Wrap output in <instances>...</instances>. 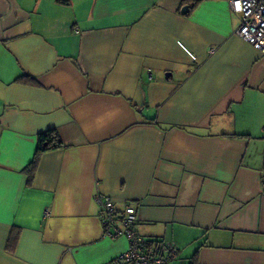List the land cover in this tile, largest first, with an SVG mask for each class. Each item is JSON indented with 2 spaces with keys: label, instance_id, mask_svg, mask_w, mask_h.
Segmentation results:
<instances>
[{
  "label": "crops",
  "instance_id": "0c3cea01",
  "mask_svg": "<svg viewBox=\"0 0 264 264\" xmlns=\"http://www.w3.org/2000/svg\"><path fill=\"white\" fill-rule=\"evenodd\" d=\"M237 25L229 0H0V264L124 252L97 191L170 264H264V53Z\"/></svg>",
  "mask_w": 264,
  "mask_h": 264
},
{
  "label": "built area",
  "instance_id": "2783aa9c",
  "mask_svg": "<svg viewBox=\"0 0 264 264\" xmlns=\"http://www.w3.org/2000/svg\"><path fill=\"white\" fill-rule=\"evenodd\" d=\"M230 8L238 17L234 34L261 53H264V0H229ZM103 232L110 238L124 235L127 249L104 264H170L176 258L175 247L161 240L150 242L135 230L137 209L132 203L117 207L111 198L95 192Z\"/></svg>",
  "mask_w": 264,
  "mask_h": 264
},
{
  "label": "trees",
  "instance_id": "16d2710c",
  "mask_svg": "<svg viewBox=\"0 0 264 264\" xmlns=\"http://www.w3.org/2000/svg\"><path fill=\"white\" fill-rule=\"evenodd\" d=\"M199 0H195V2H197ZM19 82H31L34 83L35 80L34 78L27 73H24L22 75V77L18 80ZM62 145L61 140L59 139V136L57 134V132L55 131V129H49L47 131H44L42 133L38 134V141H37V146H36V150L34 153V156L29 164V167L27 168V173L29 175L32 174V171L34 170L38 157L39 155L48 149H52V148H58ZM261 187L262 190H264V179H261ZM148 242L152 241L147 239ZM158 241V240H156Z\"/></svg>",
  "mask_w": 264,
  "mask_h": 264
},
{
  "label": "water",
  "instance_id": "95a60500",
  "mask_svg": "<svg viewBox=\"0 0 264 264\" xmlns=\"http://www.w3.org/2000/svg\"><path fill=\"white\" fill-rule=\"evenodd\" d=\"M189 5H184L182 8H181V13L185 14L187 13V11L189 10Z\"/></svg>",
  "mask_w": 264,
  "mask_h": 264
}]
</instances>
